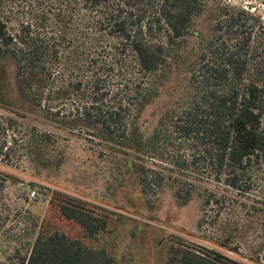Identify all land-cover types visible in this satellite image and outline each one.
Instances as JSON below:
<instances>
[{
  "label": "trees",
  "instance_id": "trees-1",
  "mask_svg": "<svg viewBox=\"0 0 264 264\" xmlns=\"http://www.w3.org/2000/svg\"><path fill=\"white\" fill-rule=\"evenodd\" d=\"M206 8V0H19L16 34L0 18V59L15 61L19 98L31 107L19 112V121L30 124L28 115L39 114L58 131L85 137L122 157L147 205L153 185L156 196L166 185L177 186L180 195L179 188L197 171L228 188L243 189L251 174L264 168L261 16L243 6L220 5L190 66L179 109L151 134L137 126ZM16 125L0 117L3 160L12 158L16 143L6 133ZM176 135L194 141L189 155L174 153L182 146L173 147ZM146 158L163 164L171 158L174 169L167 179L152 180ZM13 179L0 173V197ZM193 185H188L187 201ZM53 198L55 216L79 226L81 233L71 238L43 224L24 264H119L116 241H108L114 214L67 194ZM136 224L142 231L143 224ZM165 264L244 263L216 250L194 251L177 243L169 248Z\"/></svg>",
  "mask_w": 264,
  "mask_h": 264
},
{
  "label": "rangeland",
  "instance_id": "rangeland-1",
  "mask_svg": "<svg viewBox=\"0 0 264 264\" xmlns=\"http://www.w3.org/2000/svg\"><path fill=\"white\" fill-rule=\"evenodd\" d=\"M225 3L243 6L264 19V3L258 0H206L207 8L195 20L181 58L162 75L158 96L137 120L147 135L179 109L190 66L208 38L217 8ZM0 18L16 34L19 0H0ZM16 82L15 61L0 59V117L17 124L6 133L8 141L15 139L16 143L12 158H0V173L14 178L5 184L0 197V264H24L43 224L49 223L52 231H65L71 238L81 233L79 226L66 224L50 209L55 193L114 214V234L108 241H116L119 264H165L169 248L177 243L194 251L216 250L244 264H264V168L251 174L243 189H233L207 174L198 175L196 167L197 173L179 188L180 195L177 186L166 185L156 196L153 185L145 198L147 205L126 174L122 157L104 152L97 142L85 137L58 131L39 114H29L30 124L22 125L19 112L31 107L19 98ZM179 138H172L173 147L182 145L181 152L174 153L189 155L194 141ZM168 161L163 164L159 158H146L149 178L167 179L174 169L171 158ZM188 185H193V190L187 201ZM155 205L159 208L154 210ZM136 223L143 224L142 231L136 230Z\"/></svg>",
  "mask_w": 264,
  "mask_h": 264
},
{
  "label": "built area",
  "instance_id": "built-area-1",
  "mask_svg": "<svg viewBox=\"0 0 264 264\" xmlns=\"http://www.w3.org/2000/svg\"><path fill=\"white\" fill-rule=\"evenodd\" d=\"M31 196L34 197L35 196V193H32Z\"/></svg>",
  "mask_w": 264,
  "mask_h": 264
}]
</instances>
